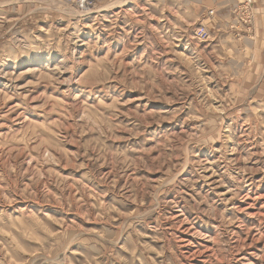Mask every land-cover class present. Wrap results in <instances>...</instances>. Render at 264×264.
Masks as SVG:
<instances>
[{
	"label": "rangeland",
	"instance_id": "rangeland-1",
	"mask_svg": "<svg viewBox=\"0 0 264 264\" xmlns=\"http://www.w3.org/2000/svg\"><path fill=\"white\" fill-rule=\"evenodd\" d=\"M0 68V264H264V0H0Z\"/></svg>",
	"mask_w": 264,
	"mask_h": 264
},
{
	"label": "built area",
	"instance_id": "built-area-1",
	"mask_svg": "<svg viewBox=\"0 0 264 264\" xmlns=\"http://www.w3.org/2000/svg\"><path fill=\"white\" fill-rule=\"evenodd\" d=\"M242 4L245 6H249L252 3V0H241Z\"/></svg>",
	"mask_w": 264,
	"mask_h": 264
},
{
	"label": "bare ground",
	"instance_id": "bare-ground-1",
	"mask_svg": "<svg viewBox=\"0 0 264 264\" xmlns=\"http://www.w3.org/2000/svg\"><path fill=\"white\" fill-rule=\"evenodd\" d=\"M114 4V3H113ZM106 7V6H105ZM107 8V7H106ZM89 11V10H88ZM94 17V16H93ZM98 19V18H97ZM100 31V30H99ZM106 35V34H105ZM40 56V55H39ZM4 65H6V64H4ZM36 68V67H35ZM40 68V67H39ZM38 67H37V69H39ZM1 69V68H0ZM6 69V68H5ZM36 69V70H37ZM31 69H29V71H30ZM32 70H34V68L32 69ZM5 71V70H4ZM28 71V70H27ZM1 73V72H0ZM39 73V72H38ZM2 76V75H1ZM14 81V80H13ZM6 84V83H5ZM235 146V145H234ZM237 146V145H236ZM228 161V160H227ZM233 162V161H232Z\"/></svg>",
	"mask_w": 264,
	"mask_h": 264
}]
</instances>
